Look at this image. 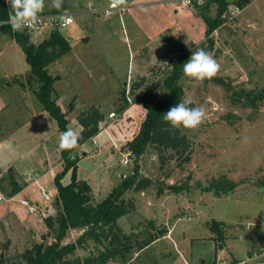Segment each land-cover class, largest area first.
I'll return each instance as SVG.
<instances>
[{"label":"rangeland","instance_id":"rangeland-1","mask_svg":"<svg viewBox=\"0 0 264 264\" xmlns=\"http://www.w3.org/2000/svg\"><path fill=\"white\" fill-rule=\"evenodd\" d=\"M142 1L137 0L134 5ZM224 1L227 7L219 17V6L206 7V1L187 7L181 0H149L147 6L133 7L128 16L137 25L135 42L128 41L130 36L121 20L112 17L115 35L108 39L95 34L88 46L81 38L85 32L89 35L91 26L95 25L94 8L109 7L111 0H64L59 12L71 13L77 20L75 25L61 30L73 50L48 69L59 79L58 85L55 83L60 93L59 105L63 112H68V127L74 130L79 128L77 117L83 110L102 106L100 111L106 116L112 111L119 115L118 109L127 101V93L133 102L147 87L162 82L169 69L162 55L166 37H184L188 48L206 47L203 12L211 22L219 19L212 35L211 53L220 71L202 83L186 76L182 79L184 99L192 101L189 106H203L207 113L205 122L198 128H179L191 142L190 161L181 162L170 151L162 161L150 147L139 165L141 178L151 179L153 184L125 196L134 208L118 224L126 233L131 230L136 235L130 244L127 264H264V106L255 110L236 100L242 90L264 88V0H251L244 7H239L237 1ZM45 5L43 12L56 10L50 6L51 0H45ZM86 19L88 24L84 23ZM109 19L101 15L100 20L105 23ZM49 35L50 31L45 32L34 42L39 43ZM146 43L149 55L140 49ZM95 49L100 51L106 68L95 66L92 53ZM82 57L87 59L81 64L75 62ZM29 75L30 67L21 47L0 28V170L14 165L21 176H18L20 183L24 175L30 185L23 198L32 201L33 207L55 211L58 204L54 178L63 169L62 150L58 147L61 131L56 120L42 109L35 93L26 88ZM141 79L145 81L142 89L135 90L134 84ZM114 88H117L115 92L111 90ZM95 95L97 99H90ZM71 103L74 106L69 111ZM139 107L124 111L117 123L106 117L109 126L102 138H98L97 146L89 141L77 150L81 154L87 148L91 156L81 163L80 175L89 178L98 200L106 198L120 183L122 173L130 174L135 167L132 160L128 167L122 165L126 146L112 150L110 144L103 147L101 142L106 133L122 142L130 138L139 122L140 115L135 113ZM97 151L100 154L96 155ZM38 172L43 176L36 183ZM221 176L239 184L233 194L217 198L213 192L202 190ZM70 180L68 173L63 183ZM171 185H187L190 189L178 196H156L158 187L167 191ZM43 192L52 194L51 201L44 199ZM4 205L5 201L0 202V217L6 213ZM29 215L30 221L37 222L33 228L22 229L14 213L4 220L0 218V257L17 261L27 246L42 240L44 215L40 216L43 220L40 223L38 217ZM216 223L223 225L222 246L215 239ZM164 228L168 235L165 233L148 248L139 250V244L157 236ZM82 233H74V241ZM46 237V243L50 242L51 237Z\"/></svg>","mask_w":264,"mask_h":264},{"label":"trees","instance_id":"trees-1","mask_svg":"<svg viewBox=\"0 0 264 264\" xmlns=\"http://www.w3.org/2000/svg\"><path fill=\"white\" fill-rule=\"evenodd\" d=\"M250 1L240 0L236 4L244 7ZM205 3L206 7L217 4L219 17L227 7L224 0H206ZM11 11L10 3L0 0V20H7ZM59 12H62L61 9L42 12L40 15ZM205 14L203 12L207 25V46L202 48L211 52L214 47L212 35L219 25V19L211 22ZM1 29L4 33L10 34L25 54L26 62L30 67L26 88L30 87L35 93L42 109L56 120L62 133L69 125L68 112H63L58 104L59 95L55 89L58 77L52 76L48 68L71 50L70 42L58 29L51 31L49 37L39 43L33 42L27 33L12 31L8 27ZM198 48L195 45L188 48L184 37L165 38V51L162 55L169 67L166 75L162 82L147 87L133 101L141 104L146 110L138 133L126 145V153L130 154V160L135 163V167L102 200L96 199L89 183L78 177V165L83 154H79L77 150L99 134L104 114L95 106L79 114L78 123L81 126L79 147L72 150V155L68 151H61L63 169L54 178L58 208L44 219L47 232L42 235V240L34 241L27 246L17 261L11 262L4 256L0 257V264H127L132 250L130 244L136 235L134 232L126 233L118 224V220L128 215L134 208L132 201L125 199V196L133 190L141 191L153 184L151 179L141 178L139 165L141 158L152 147L162 161L166 159L165 155L169 151L181 162L190 161L191 142L179 128H173L166 123L163 114L184 99L183 64L190 58L191 52H195ZM217 81L224 84L221 79ZM142 84L143 82L134 84V89H139ZM229 87L230 84L227 85V88ZM240 93L242 94H235L239 96L237 102L244 101L255 110L264 106V88L249 92L242 90ZM73 106L74 103H71L69 111ZM129 106L130 103L125 101L118 110L123 112ZM68 173L71 174V180L68 184H64L63 180ZM238 186L237 182L221 176L206 187H202V190L213 192L215 197L220 198L233 194ZM24 187L25 183H20L12 167L0 175V191L7 198L15 196ZM189 189L187 185H171L167 187V191L158 187L157 194L182 195ZM154 228L158 229L155 226ZM76 230L83 233L76 241L67 243V239ZM214 230L217 234L215 239L219 246H222L224 240L222 223H216ZM166 232L168 233L167 229H161L157 236L139 244L141 245L139 250L148 248ZM47 235L51 237V241L46 243Z\"/></svg>","mask_w":264,"mask_h":264},{"label":"crops","instance_id":"crops-1","mask_svg":"<svg viewBox=\"0 0 264 264\" xmlns=\"http://www.w3.org/2000/svg\"><path fill=\"white\" fill-rule=\"evenodd\" d=\"M130 1H132V2H130ZM128 2H130V6L126 9V11L123 13V18H124V21L121 19V17H120V15H119V13H115L113 16H106L105 14H104V10L107 8L106 6H104V7H98V8H94L95 9V11H94V13L95 14H97V17H95L96 19L94 20V21H92V23L94 22V27H92L91 26V28H90V34L88 35L87 34V32H85V35L84 36H82V38H81V40L84 42L83 44L84 45H86V46H88V45H90L91 44V38L96 34V35H100V36H105L106 38H111V37H113L114 35H115V31L112 29L113 27H114V24H115V22L114 21H112V17H114V18H119L120 20H121V22H122V27H123V29L126 27V29L125 30H127L128 31V35L130 36V38H128V41L131 43V42H135L136 41V38H138V34H137V31H136V27H137V25H136V23H135V21L133 20V19H131V20H133L134 22H130V19H129V17L128 16H130V14H131V10H132V8L133 7H135V6H140V7H142V6H147L148 4H149V0H143L142 1V3H140V4H138V5H134V4H136V3H134V2H137V0H128ZM111 4V3H110ZM128 4V3H127ZM93 12V11H92ZM86 14H87V11L85 12ZM89 14H92L93 16L95 15V14H93V13H91V11H89ZM101 15H103V16H105L106 18H110L108 21H104L105 23H103V22H101ZM77 22V20L75 19V23ZM127 22H128V24H127ZM85 24L87 23L88 24V21H87V19H86V22H84ZM124 24H125V26H124ZM75 25V24H74ZM130 25V26H129ZM86 27V25L84 26V31H87V28H85ZM103 28H105V31H103L102 29ZM124 30V31H125ZM87 34V35H86ZM127 39V38H126ZM147 41H149L148 39H147ZM147 43H149V42H147ZM147 43L146 44H142L141 45V47H140V49L142 50V51H144V55H146V53H147V55H149V48L147 47L148 45H147ZM70 46H71V50L68 52V54L70 53V52H72V50H73V47H72V44H71V42H70ZM108 49H110L111 48V46H109L108 45V47H107ZM94 49V48H93ZM82 51H83V49H82ZM86 52V51H85ZM93 62L95 63V66L96 67H101V68H106L107 66H106V64H105V62L102 60V58H101V54H100V51H98L97 49H95L93 52ZM162 54H163V51H162ZM83 59H87V57H82V58H80V59H76L75 60V62L76 63H79V64H81L82 63V61H83ZM50 73V72H49ZM52 75V74H51ZM53 76V75H52ZM58 82H59V79L57 80V85H58ZM127 82V81H126ZM140 82H145L143 79H141L138 83H140ZM138 83H136V84H138ZM126 84V83H125ZM142 86H143V84H142ZM142 86L139 88V89H136V90H141L142 89ZM55 89H56V87H55ZM116 89L117 88H114V89H111V90H113V92H115L116 91ZM58 93V95H59V101H58V104H59V102H60V93H59V91L57 92ZM141 94V93H140ZM139 94V95H140ZM76 97V96H75ZM95 97H98V95H95L94 97H91L90 99H97V98H95ZM136 105H139L140 107H139V109L137 108V111H135V113L137 114V115H140L139 116V122L137 123V125H136V127H135V131H134V133L132 134V136L130 137V138H126L125 140H124V142H122L121 140H116V139H114V138H112V137H110V135L108 134V133H106V135H107V137L105 138V139H103L102 140V142L101 143H103L104 142V144H103V147H104V145L106 144V145H108V144H110V146H111V149L112 150H115V148H119V147H124V146H126L127 145V143L128 142H130L133 138H134V136L138 133V130H139V128H140V125L142 124V122H143V120H144V118H145V115H146V110H145V108L141 105V104H138V103H135V102H132L131 103V105L128 107V108H126L124 111H126V110H129L130 108H134ZM92 107V106H91ZM91 107H89V108H91ZM100 108H102V106H99ZM87 111V110H86ZM120 112V113H118L119 115H117V117L116 118H113V119H110L109 118V114L110 113H112V112H114L115 113V111H112V112H109L108 113V115L106 116V114L105 113H103L104 114V119H103V123H105V125L103 126V128H101V130H100V132H99V134L96 136V137H94L93 139H91L90 141H93V144H95V143H97L98 144V142H97V140H98V138H102V136H103V134H104V132L106 131V127H108L109 126V123H107L106 121H105V119H106V117L108 118V120H113L114 121V123H117L118 121H116V119H118V116H119V118H122L123 117V115H124V113L125 112ZM82 112H84V110L82 111ZM117 113V112H116ZM79 116V115H78ZM77 121H78V117H77ZM138 121V120H137ZM119 126V125H118ZM78 129L76 130L78 133L81 131V126L79 125V123H78ZM89 142V141H88ZM119 142H120V145H119ZM97 144H95L96 146H97ZM85 145H87V143L86 144H84L83 146H81L82 148H84V146ZM105 147H108V146H105ZM88 152V149L87 148H85L81 153L83 154V157L81 158V160H80V162H79V165H78V177L79 178H81V179H83V180H85V181H87L88 183H89V185L91 186V188H92V190H93V194H94V196L96 197V193H94V189H93V187H92V185H91V183H90V180H89V178L86 176V177H83V176H81L80 175V172H81V166H82V162H85L86 160H89L90 158H91V156L87 153ZM98 154H100V152L99 151H97V153H96V155H98ZM123 154H125V153H123ZM61 162V161H60ZM12 163H15V162H12ZM60 164V163H59ZM10 167H12L13 169H14V171L16 172V174H17V176H19V177H21L20 175H18V172H17V170H16V168L14 167V165H12V164H10V166L8 167V168H6V169H4V170H0V171H2V172H5V171H7ZM42 176H43V173L42 172H38V176H37V179H34V181L36 182V183H38L41 179H42ZM22 177H23V183H25V187L18 193V194H16L15 196H13V197H11V198H6V201H5V209H6V213L2 216V217H0V218H2L3 220L8 216V214L9 213H14L16 216H17V218H18V221L20 222V225L22 226V229H24V228H33V226H35V224H37V222H35L34 220H31L30 221V213L28 214V208L26 207L25 208V206H23V205H21L23 208H25V209H23L22 207H20V206H18L19 204L18 203H20L21 201H23V200H26V198H23V195H24V193L27 191V189L30 187V185H29V183H28V181H26V179H24L25 178V176L24 175H22ZM20 181V180H19ZM68 183V182H67ZM67 183H64V184H67ZM3 195V194H2ZM156 196H159V195H156ZM160 196H162V197H169V196H173L172 194H167V193H165V194H163V195H160ZM178 196V195H177ZM11 199V200H10ZM96 199H98L97 197H96ZM8 200V201H7ZM26 201H29L31 204H33V202L32 201H30V200H26ZM2 202H4V201H2ZM38 205V204H37ZM38 210L40 211V213L39 214H32L33 216H35L36 218L38 217L39 218V222L38 223H40V222H43V220H42V217L40 218V216H43L44 215V217H47L48 215H51V214H53L54 213V210L53 209H51V208H46L45 210H42V209H40L39 207H38ZM1 214V213H0ZM39 215V216H38ZM41 220V221H40ZM1 221V220H0ZM24 227V228H23ZM1 228H2V225H1ZM79 230H76V231H73L72 232V234H71V236H70V238L69 239H67V241L68 240H70V241H68V242H74V233H77ZM47 232V228H46V226H45V224H44V230L41 232V234H44V233H46ZM130 232H131V230H130ZM129 232V233H130ZM169 232V231H168ZM36 235L39 237V233H37L36 232ZM168 235V234H167ZM162 238V237H161ZM161 238H159V239H161ZM158 239V240H159ZM158 240H156V241H158ZM155 241V242H156ZM154 242V243H155ZM153 244V243H152ZM151 244V245H152Z\"/></svg>","mask_w":264,"mask_h":264},{"label":"clouds","instance_id":"clouds-1","mask_svg":"<svg viewBox=\"0 0 264 264\" xmlns=\"http://www.w3.org/2000/svg\"><path fill=\"white\" fill-rule=\"evenodd\" d=\"M11 6L9 17L5 21H0V26L9 24L13 31L22 32L25 28L35 25L40 14L45 9V0H8ZM64 0H51V8L59 11ZM128 0H111L112 8L126 6ZM220 71V65L213 54L203 48H198L191 52L190 58L183 64L184 76L197 82L211 79ZM192 101L182 99L180 102L170 107L163 114V120L173 128L183 127L185 129H196L206 120V109L203 106L190 107ZM80 134L72 127H68L59 136L58 147L68 151L72 155V150L79 147Z\"/></svg>","mask_w":264,"mask_h":264},{"label":"built area","instance_id":"built-area-1","mask_svg":"<svg viewBox=\"0 0 264 264\" xmlns=\"http://www.w3.org/2000/svg\"><path fill=\"white\" fill-rule=\"evenodd\" d=\"M206 0H181V3L187 7L193 5V4H201L205 2ZM230 1H240V0H230ZM130 4V3H129ZM127 4L126 6H121L117 8H112L111 4L109 7H107L104 10V14L106 16H113L115 13H119L120 17L122 18L123 13L126 11V9L130 6ZM39 21L33 25L32 27L25 28L22 32L20 33H27L31 36V39L33 42L37 39L36 37L42 35L45 32L48 31H53L55 29L62 30L64 28H68L72 25L75 24V17L73 14L65 12V13H56V14H46V15H40ZM0 21H5V20H0ZM8 27L12 30L11 26L9 24H4L0 26V28ZM13 31V30H12ZM19 32V31H16ZM127 101L131 104L132 101L130 99V94L127 93ZM117 114L112 112L109 114V118L113 119L116 118ZM103 122H101L102 124ZM100 124V125H101ZM124 157L122 159V165L124 167H128L130 163V154L125 153L123 154ZM122 178L125 179L127 177V173H122L121 174ZM43 197L46 201H51L52 194L50 192H43ZM11 200V199H10ZM6 201V198L4 195L0 194V202ZM8 201V200H7ZM21 205L25 206L28 208V212L30 214H39L40 211L38 210V207H33V204H31L29 201L23 200L20 202Z\"/></svg>","mask_w":264,"mask_h":264}]
</instances>
